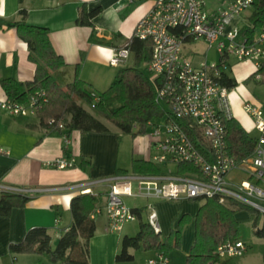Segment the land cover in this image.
Instances as JSON below:
<instances>
[{"label": "crops", "instance_id": "1", "mask_svg": "<svg viewBox=\"0 0 264 264\" xmlns=\"http://www.w3.org/2000/svg\"><path fill=\"white\" fill-rule=\"evenodd\" d=\"M153 2L154 0H0V18L6 22L18 20L21 18L19 10L26 9L27 21L47 26L54 47L68 62L63 69L64 82L72 81L75 65L79 64L81 78L93 88L103 91L111 84L119 69L114 70V67L125 65L131 59L129 57L122 64L112 65L110 57L114 48L122 45L134 33L138 21L148 12ZM223 3L224 0H218L209 9L206 3L205 6L212 12ZM82 5L88 10L101 8L93 17L92 25L77 22ZM243 12L233 18V24L241 27L250 23L248 16L251 10L245 15ZM93 31L95 38L91 39ZM116 35L115 43H110ZM99 38L109 42L103 43ZM210 48L208 46L206 50L194 51L190 58L195 62L203 58L210 60ZM28 56V44L20 38L16 28H0V100L7 98L1 84L2 78L28 80L34 77L36 64ZM228 68H235L238 72L246 71L241 73L245 80L256 70L253 61H238L234 58L229 60ZM260 78L257 75L254 79L259 81ZM231 99L235 117L249 132L255 130L258 134L253 118L243 108V102H261L244 97L237 86L231 92ZM150 131L151 128H147L144 133L145 146L134 142L130 148L125 139L126 134L113 126L106 132L83 133L74 130L66 148L63 133L48 131L36 114H14L0 107V182L7 186L27 188L29 191L26 194L30 196L26 205L13 207L8 215L0 214V264H65L50 261L43 254L12 253L9 244L21 240L30 227L43 225L49 231L56 230L52 234V244L54 242L56 245L72 221V198L81 193L73 186L110 176L120 168L130 170L128 166H132L134 158L149 160L154 153V139ZM62 155L75 156L76 164L65 168L47 165L48 160ZM79 157H85L91 164L82 168L78 162ZM96 191L99 196L97 207L101 208V212L96 214L95 219L97 221L98 217L101 218L103 230H96L91 238L90 264H158L150 262V259L158 260L159 254L163 252L160 249H131L133 259L116 260L122 237L125 234L134 235L138 230H128L122 234L121 230H106L108 185H99ZM1 192L0 190V194ZM189 199L191 198L169 200L147 197L131 206L133 209L142 208V214L147 211L149 221L153 205L160 226L158 231L164 237L170 234L172 227L178 228V219L183 214H190L191 220L182 229L181 247L166 253L171 264H186V255L195 238V216L201 205L198 201L195 202L198 199ZM243 218L247 220L250 216ZM63 221L65 224H62Z\"/></svg>", "mask_w": 264, "mask_h": 264}, {"label": "built area", "instance_id": "2", "mask_svg": "<svg viewBox=\"0 0 264 264\" xmlns=\"http://www.w3.org/2000/svg\"><path fill=\"white\" fill-rule=\"evenodd\" d=\"M132 1V0H129ZM253 0H224L210 12L204 0H154L153 5L138 21L134 33L153 41L152 59L146 63L151 78L156 80V101L165 113L149 122L154 153L149 160L164 165L159 173L117 172L97 180L73 186L81 193L97 194L96 187L108 185L105 210L106 230L117 231L124 223L137 217L124 196L162 199L217 198L255 208L264 214V109L252 100L243 102L244 110L253 118L258 130L254 150L242 158L229 151L225 120L235 117L231 92L234 87L219 80L229 60H251L256 69L264 64V26L255 38L240 35V26L233 24L235 16L250 8ZM205 39L209 48L215 46L220 59L203 58L195 62L183 55L187 40ZM127 46L114 48L112 65L128 60ZM46 95L41 91L26 102L9 98L0 100V107L14 114H35L37 104ZM54 123V119H50ZM64 129V123L58 122ZM65 146L71 135L63 134ZM73 155H62L47 161V165L65 168L76 164ZM175 167L172 169L170 165ZM183 171H181V165ZM1 191L23 192L27 188L7 186L0 182ZM149 222L160 229L153 209ZM101 208L91 214L95 218ZM248 243L243 239H228L216 249L222 258L244 255ZM152 263L171 264L161 252ZM264 264V262L262 263Z\"/></svg>", "mask_w": 264, "mask_h": 264}, {"label": "trees", "instance_id": "3", "mask_svg": "<svg viewBox=\"0 0 264 264\" xmlns=\"http://www.w3.org/2000/svg\"><path fill=\"white\" fill-rule=\"evenodd\" d=\"M22 1V0H21ZM248 24L240 28V35L255 38L258 30L264 26V0H253ZM100 7L88 10L82 5L77 22L92 25L93 17L99 13ZM21 18L4 21L0 18V28L15 27L18 35L27 42L29 59L36 64L32 79L19 80L15 77H4L1 84L7 98L26 102L31 95L45 91L46 95L37 104L35 114L48 131L71 135L74 130L81 132H106L114 124L121 132L132 135L147 131L149 122L165 113V108L156 101V80L146 73L143 66L152 59L153 41L132 34L126 38L122 46L130 50L131 64L119 67L111 84L103 91L96 92L92 85L81 78L80 65H75L72 81L64 82L63 69L68 65L64 56L56 50L50 38L47 26L27 21V10L20 9ZM91 39H94V31ZM115 38L110 43H115ZM101 42H109L100 39ZM260 75L264 82V64L256 69L248 78ZM220 82L230 88L238 85L237 79L225 69L219 76ZM54 119V123H50ZM58 122L64 123V129ZM226 139L229 151L237 158L250 154L256 145V137L252 135L236 117L225 120ZM82 168H87L91 161L79 157ZM181 171H183L182 164ZM159 173L161 167L145 158H134L131 169H118L120 173ZM30 196L23 192L2 191L0 194V214L8 215L13 207L24 206ZM99 205V196L93 193H78L72 198V221L61 234L56 245L52 244V234L47 226L30 227L24 237L9 244L10 252L37 253L45 255L50 261H61L65 264H90V241L97 230V221L91 216ZM248 208L253 213L256 233L264 238V218L262 226L258 223L261 214L252 207L228 200L224 203L217 198H206L195 216V238L186 264H238L233 258H222L216 249L228 239H242V222L235 213ZM134 211L142 217V208ZM191 220L188 213L178 219V228L172 227L168 236H162L149 221H141L139 230L134 235L125 234L121 240V248L116 260H131L134 254L131 249H160L170 253L182 244L183 226ZM264 258V243L261 246Z\"/></svg>", "mask_w": 264, "mask_h": 264}, {"label": "rangeland", "instance_id": "4", "mask_svg": "<svg viewBox=\"0 0 264 264\" xmlns=\"http://www.w3.org/2000/svg\"><path fill=\"white\" fill-rule=\"evenodd\" d=\"M205 3L209 8H211L213 5L218 3V0H205ZM252 8L248 9L247 11L243 12V14H247ZM209 44L205 39H196V40H187L183 44V55L191 57L194 54V51H203L208 48ZM209 59L210 61H216L219 59V53L217 52L215 46L209 49ZM132 60L129 59L126 64H131ZM120 66L114 67L119 68ZM143 69L150 75V72H148V69L143 66ZM227 71L232 76H235L238 81L237 89L239 92L242 93V95L246 98L253 99L260 101L264 105V83L259 82L257 79H249L245 80V78L242 77L241 73L245 72H238L239 70H236L235 68H228ZM95 89V88H94ZM96 92H100L101 90L95 89ZM106 123L109 126H113L114 128H117L114 124L106 121ZM149 132V131H148ZM252 135L257 136V132L255 130L250 131ZM125 139L127 140V144L130 146H133L134 142L137 145H146V141L143 134H137L132 135L130 133H126ZM134 140V141H133ZM161 167H164V165H160ZM175 166L173 164L170 165V168H174ZM128 168L131 169V165L128 166ZM147 199V197L143 196H124L125 202L133 206L135 204H138L142 201ZM191 201H195V199H189ZM199 202V205L203 203L204 200H196L195 202ZM189 214V213H188ZM261 219L258 223L259 226H262L263 224V218L264 214L261 213ZM190 215V214H189ZM250 216V218L247 220H244V216ZM236 217L240 219L239 221L242 222V239L245 240L248 243V250L244 253V255L233 258L235 261H237L239 264H255V263H261L264 261L262 252H261V246L264 243V238L259 236L255 231V225H254V217L253 213L248 208H244L241 210H238L236 212ZM148 218V212L145 211L142 214V217L137 216L135 219L130 220L126 223H124L123 228L121 229V234L125 233V231L128 230H139L140 222L146 221ZM101 218H97V230H103V224H102ZM62 224H65V221L62 222ZM55 231V232H54ZM51 234L56 233V230H50ZM54 232V233H53ZM137 233V232H136ZM135 233V234H136ZM124 235V234H123ZM55 237V236H53ZM53 245L55 246V243L53 242ZM45 256V255H44Z\"/></svg>", "mask_w": 264, "mask_h": 264}]
</instances>
